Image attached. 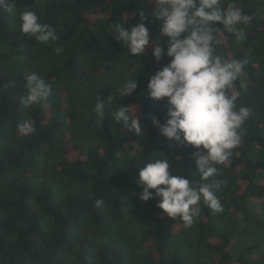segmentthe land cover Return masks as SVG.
Instances as JSON below:
<instances>
[{
  "label": "trees",
  "instance_id": "16d2710c",
  "mask_svg": "<svg viewBox=\"0 0 264 264\" xmlns=\"http://www.w3.org/2000/svg\"><path fill=\"white\" fill-rule=\"evenodd\" d=\"M12 3L11 14L0 9V264H264V0H225L251 18L240 26L243 41L225 30L215 35L219 54L247 61L231 94L252 115L230 160L207 181L192 159L196 149L167 140L152 125V118L166 119L167 108L166 99L147 98L149 78L123 98L120 84L93 87L117 61L136 59L115 40L117 25L140 22L136 13L142 11L150 38L158 35L150 0ZM28 10L59 39L44 45L23 36L20 15ZM141 57L153 74L169 59L155 62L150 46ZM32 72L52 85L46 108L21 105ZM87 85L96 92L84 91ZM108 95L113 103L96 123L94 102ZM119 104L136 106L139 136L112 117ZM26 119L36 131L23 136L17 125ZM164 155L170 173L194 188L218 183L223 211L201 202L186 227L162 213L159 197L141 201L139 167ZM97 199L104 201L101 207Z\"/></svg>",
  "mask_w": 264,
  "mask_h": 264
},
{
  "label": "clouds",
  "instance_id": "9594fccd",
  "mask_svg": "<svg viewBox=\"0 0 264 264\" xmlns=\"http://www.w3.org/2000/svg\"><path fill=\"white\" fill-rule=\"evenodd\" d=\"M155 5L152 13L159 21L157 42L150 38V30L144 23V13H136L140 22L117 25L115 40L127 49V55L139 58L151 47V56L157 63L169 58L168 63L157 70L146 85L147 98L166 99V119L152 118V125L167 140L190 145L196 170L203 180L217 174V165L228 162L232 150L241 142L242 126L252 115V109L237 106L238 95L231 94L236 81L245 75L246 60H227L216 51V35L220 30L233 34L236 41L246 39L242 25L250 23V16L225 0H150ZM12 0H0V9L12 13ZM216 25H220L219 28ZM20 33L27 39L48 45L59 39L56 31L41 22L35 11L20 15ZM59 51V50H57ZM140 70V69H139ZM138 70V71H139ZM131 75L117 89L120 98L131 95L138 83ZM21 98L24 108H46L52 94V85L40 74L32 72L25 79ZM2 91V89H0ZM113 97L97 98L94 102L96 123H100ZM124 129L139 136L142 133V116L136 106L119 104L111 113ZM19 134L27 136L36 131L34 121L26 119L17 125ZM168 157L154 159L139 167L138 184L142 185L139 199L147 202L159 197L157 207L168 218H179L186 227L192 226L203 202L214 212L223 207L216 196L218 183H201L192 186L188 178L170 173ZM154 190V191H150ZM104 201L97 199L101 207Z\"/></svg>",
  "mask_w": 264,
  "mask_h": 264
},
{
  "label": "rangeland",
  "instance_id": "374dc122",
  "mask_svg": "<svg viewBox=\"0 0 264 264\" xmlns=\"http://www.w3.org/2000/svg\"><path fill=\"white\" fill-rule=\"evenodd\" d=\"M262 41H264V39ZM131 75H134L132 78L136 81L146 80L153 75V72L148 68L142 57L136 58L135 60H120L117 61L114 72L108 76L101 77L98 81H93V87L100 88V84H103L104 89L111 86H116L115 88H118L117 85H121L123 80ZM89 87L90 86L87 85L84 91L90 90L91 92H96L92 91Z\"/></svg>",
  "mask_w": 264,
  "mask_h": 264
}]
</instances>
